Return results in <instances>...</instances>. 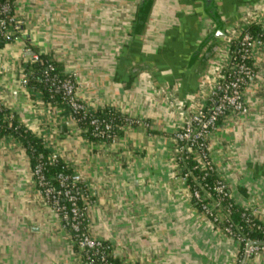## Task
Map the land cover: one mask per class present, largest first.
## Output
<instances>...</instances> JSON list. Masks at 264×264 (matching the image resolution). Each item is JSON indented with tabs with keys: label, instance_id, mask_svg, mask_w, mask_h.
<instances>
[{
	"label": "crops",
	"instance_id": "obj_1",
	"mask_svg": "<svg viewBox=\"0 0 264 264\" xmlns=\"http://www.w3.org/2000/svg\"><path fill=\"white\" fill-rule=\"evenodd\" d=\"M22 32L0 43V104L81 175L88 233L112 264H264L197 210L173 133L206 105L230 41L264 28V0H16ZM30 53L72 74L89 110L129 122L91 140L62 104L23 85ZM243 88L247 115L226 114L208 156L230 200L264 224V45ZM27 78V77H26ZM132 121V122H131ZM137 121V122H133ZM26 148L0 134V264H84L71 233L40 195Z\"/></svg>",
	"mask_w": 264,
	"mask_h": 264
},
{
	"label": "built area",
	"instance_id": "obj_2",
	"mask_svg": "<svg viewBox=\"0 0 264 264\" xmlns=\"http://www.w3.org/2000/svg\"><path fill=\"white\" fill-rule=\"evenodd\" d=\"M15 3L16 0H0V43L14 41L22 32L23 20L18 16ZM261 30L264 34V28ZM234 39L238 41L237 52L240 60L234 64L230 62L229 45V58L218 66L214 73L213 82L206 92V105L192 110L189 113L188 120L173 133L174 139L178 142L179 158L182 154L191 153L194 155L199 167L207 171L213 169V164L208 156L207 140L209 134L217 127V119L230 113L242 116L248 114V106L243 97V88L253 75V69L251 65L247 64V61H251L254 47L264 45V38L252 36L243 30L232 40ZM29 59L37 61L39 60V54L30 53ZM44 63L49 70H53L46 60H44ZM43 81L50 82L51 86L61 93L62 100L69 106L70 114L75 122L78 113L86 114L89 111L87 105L76 97V81L72 74L64 79H50L45 74ZM21 83L23 85L27 84L26 76L21 80ZM90 126L93 128L94 136L106 140L114 139L109 122L93 118L90 120ZM199 150H205V153ZM57 160V155H49V163L54 164ZM32 174L40 195L59 216L65 229L71 233L75 245L83 253L84 264H111L108 260L110 257L109 246L102 240L91 237L87 225H84V222H86L87 189L81 175L74 171L58 173L55 180L59 188L54 190L42 174V165H37ZM188 176L189 173L181 172L184 181ZM193 180L196 181V178H193ZM197 184L199 189L191 191V197L200 201V190L203 191L205 185L200 184L199 181ZM228 189L225 183L221 181L217 183L214 191L218 198L216 197L211 204L201 205V212L206 217H212L214 220L217 217L223 218V214L219 216L215 214L217 211L214 207L219 205L218 200L227 194L226 190ZM206 195L210 197L209 194L206 193ZM61 201H66L67 205H62ZM78 201L81 202V206H78ZM249 216L257 220L254 211L250 210ZM248 220L249 218H247ZM224 231L235 237L239 242L242 241L229 227H226ZM252 242H255V244H251ZM242 251L246 257L257 255L264 252V242L247 240L243 244Z\"/></svg>",
	"mask_w": 264,
	"mask_h": 264
},
{
	"label": "trees",
	"instance_id": "obj_3",
	"mask_svg": "<svg viewBox=\"0 0 264 264\" xmlns=\"http://www.w3.org/2000/svg\"><path fill=\"white\" fill-rule=\"evenodd\" d=\"M243 31L250 33L252 36H258L264 38L261 27L257 23H252L248 25ZM238 50V41L232 40L230 43V62L237 63L240 60ZM44 60L47 61L48 65L52 66L53 70H49L44 63ZM247 64L250 65V61H247ZM27 84L30 87H33L39 91L42 97L52 103L62 104L69 110V106L62 100L61 93L57 91L54 87L51 86L50 82H44V75L47 74L50 79H64L68 77L69 74L65 73L60 64L51 60L48 56L39 55V60L31 61L27 64ZM8 112L0 104V134L1 135H11L17 138L22 145L26 148V151L29 155L30 161L32 163L33 169L37 165H42V174L51 185L54 190L59 188L58 183L55 178L58 173H70L71 169L62 162L59 158L54 164L49 163V156L46 151V148L43 146L41 139L25 131L22 127L18 126L16 121L8 118ZM77 126L84 131V134L91 140L105 141L106 139H100L99 137L94 136L93 128L90 126V120L93 118L98 119L99 121L103 120L111 124V133L112 136L117 135V130L124 125L126 122H129L128 119H125L120 113L116 112L113 109H106L105 111L89 110L86 114L78 113L76 115ZM221 120V117L217 119V124ZM102 127V126H101ZM205 153V150H199ZM182 172L189 173V176L186 179V184L188 185L190 191L198 190L199 181L200 184L205 185L203 191L200 190V201L195 198H191V201L194 207L201 210V205L211 204L213 200L216 199L217 195L214 191V187L218 182H223L215 173L214 165L212 166V171H207L206 169H201L198 162L194 158V155L191 153L182 154L178 161ZM196 178V181L193 180ZM42 188V187H40ZM229 189L226 190L227 194L222 196L218 201L219 205L214 207L217 213V216L223 214L221 219H213L208 217L214 224L221 228L225 229L229 227L230 230L237 236L242 239L240 242L241 253L242 247L245 241H258L264 242V224L258 220H254L249 216L250 210L242 208L234 204L229 198ZM209 194L210 197H208ZM218 198V197H217ZM62 205H67L66 201L60 202ZM78 206H81V202L78 201ZM247 218L249 220L247 221ZM86 222H84V225ZM77 247V246H76ZM110 250V248L108 249ZM83 254V253H81ZM82 255V259H83ZM108 260L112 264L111 256Z\"/></svg>",
	"mask_w": 264,
	"mask_h": 264
},
{
	"label": "water",
	"instance_id": "obj_4",
	"mask_svg": "<svg viewBox=\"0 0 264 264\" xmlns=\"http://www.w3.org/2000/svg\"><path fill=\"white\" fill-rule=\"evenodd\" d=\"M251 244H255V242H252Z\"/></svg>",
	"mask_w": 264,
	"mask_h": 264
}]
</instances>
